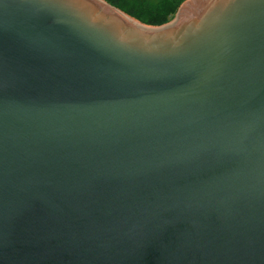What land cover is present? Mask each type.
<instances>
[{"label": "water", "instance_id": "obj_1", "mask_svg": "<svg viewBox=\"0 0 264 264\" xmlns=\"http://www.w3.org/2000/svg\"><path fill=\"white\" fill-rule=\"evenodd\" d=\"M0 264H264V0H0Z\"/></svg>", "mask_w": 264, "mask_h": 264}, {"label": "trees", "instance_id": "obj_2", "mask_svg": "<svg viewBox=\"0 0 264 264\" xmlns=\"http://www.w3.org/2000/svg\"><path fill=\"white\" fill-rule=\"evenodd\" d=\"M132 18L151 26L173 19L184 0H105Z\"/></svg>", "mask_w": 264, "mask_h": 264}]
</instances>
